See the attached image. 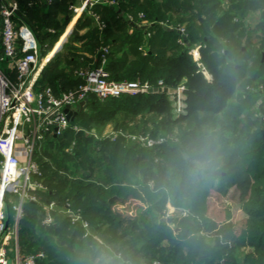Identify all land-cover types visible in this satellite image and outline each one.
<instances>
[{
	"label": "trees",
	"instance_id": "1",
	"mask_svg": "<svg viewBox=\"0 0 264 264\" xmlns=\"http://www.w3.org/2000/svg\"><path fill=\"white\" fill-rule=\"evenodd\" d=\"M73 4L53 0L39 13L21 0L14 17L33 30L45 55L72 18ZM195 45L211 81L192 58ZM102 46L109 49L110 79L152 88L103 99L90 95L66 129L46 134L49 151L37 158V179L45 188L23 204L19 253L43 252L35 264H264V0H116L86 6L36 88L48 85L59 94L77 87L75 70L86 53ZM180 84L186 88L185 112L174 113L163 88ZM107 124L118 133L114 140L89 133L100 134ZM127 133L165 141L144 147ZM201 148L211 152L214 164L192 181L186 156ZM232 187L239 190L245 217L240 228L229 222L218 236L207 199L211 190L224 197ZM127 201L138 203L134 213L115 209ZM168 204L184 211L170 222L164 218ZM66 209L86 225L72 222ZM5 211L9 228L14 211L8 200ZM47 212L52 221L44 223Z\"/></svg>",
	"mask_w": 264,
	"mask_h": 264
},
{
	"label": "built area",
	"instance_id": "2",
	"mask_svg": "<svg viewBox=\"0 0 264 264\" xmlns=\"http://www.w3.org/2000/svg\"><path fill=\"white\" fill-rule=\"evenodd\" d=\"M41 0H28L32 6ZM105 2L116 4V0H87L88 5ZM86 5V4H85ZM74 14H79L84 6L70 5ZM17 12L16 3L4 4L0 7L2 24L1 45L2 54L0 62L6 63L14 72L16 80L12 82L8 75L0 68V264H9L12 254L14 264H35L43 257V252L37 251L30 254H20L17 244L9 248L12 232H7L5 221L7 219L5 204L11 200L14 211L15 235L18 220L22 215L23 204L32 200L36 195L32 190L44 189L43 183L37 179L41 176V169L32 160L36 140L43 137V133L54 136L66 129L70 120L64 111L66 107L75 110V106L90 95L100 99L106 97H119L121 95H134L147 92L152 87L139 81H116L110 79L109 72L105 69L108 46L97 50L98 64L93 67L79 68L75 75L81 80L77 87L54 94L50 86L36 89V83L46 63L45 56H41L38 40L33 30L25 23H16L14 16ZM140 16H142L140 14ZM101 28L103 24L97 20ZM180 30V28H177ZM182 33L183 30H180ZM199 46L191 49L193 60L196 61L199 71L208 76L207 69L199 62ZM45 61V62H44ZM161 85L162 81H158ZM169 100L172 101L175 113L183 112L185 107L184 86L167 89ZM73 129L78 130L77 126ZM96 138L109 137L114 140L117 132H110L103 136L92 130L89 132ZM132 142L144 147H154L165 141L164 137L152 138L148 134L125 135ZM8 194H16L17 198ZM53 203L47 208L52 209ZM65 212L71 221L82 220L79 214L66 209ZM52 221L47 212L44 223ZM13 234V233H12ZM149 264V263H144ZM150 264H160L153 262Z\"/></svg>",
	"mask_w": 264,
	"mask_h": 264
},
{
	"label": "rangeland",
	"instance_id": "3",
	"mask_svg": "<svg viewBox=\"0 0 264 264\" xmlns=\"http://www.w3.org/2000/svg\"><path fill=\"white\" fill-rule=\"evenodd\" d=\"M183 27H184L183 25H179L177 28H180V30L184 31ZM195 46H199V45H195ZM195 46H193L191 49H194ZM191 49H190V52H191V55H192ZM198 52H199V49H198ZM262 53H264V52H262ZM192 58H193V56H192ZM4 66L5 65L2 62H0V68L4 69ZM202 75L204 76V78L206 80L211 81L212 77H211V74L209 72H208V76L205 75L204 73H202ZM10 80L12 82H15L16 77H15L14 80H12V79H10ZM180 85H182V84H180ZM185 89L186 88L184 87V91H185ZM263 98L261 97V98L257 99L256 104L254 105L253 109L257 108L258 103L261 102V100H263ZM170 102L172 103V101H170ZM183 112H185V107L183 109ZM112 131L115 132L113 130V128H112V125L111 124H107L102 129V132L100 133V135L105 136V135H107L108 133H110ZM46 134L47 133H43V137L40 140H36L35 141L34 150H33V154H32V160L35 161L38 164V166H39V162H38L37 158H45L44 154L49 151V147L47 145V141L44 139ZM127 134H134V133H127ZM187 184L188 183L186 182V179L184 178L183 179V186H184L183 189H185ZM32 191H34V190H32ZM8 196H13V199L17 198L16 194H8ZM207 200H208V215L218 222L217 228L213 232L215 235H218V236L221 235L222 234V232H221L222 229H224L225 226L229 222L233 223L235 229L240 228V226L243 223V220H244L245 216H244V214H243V212H242V210L240 208L241 199L239 198V190L238 189H236L235 187H232L228 191L227 195L224 196V197L220 196L214 190H211L210 191V195H209ZM9 203H10V206H11L13 201L10 200ZM137 204L138 203H136L135 201H127L125 204H116L115 205V209L120 211V212H122V213H124V214L134 213ZM11 212H13V211H11ZM183 212L184 211L182 209H178V208L172 207L170 204H168L167 205L166 216L164 218H171V216L179 215V214H181ZM64 214H67V213L64 212ZM11 218L12 219H11V223L9 225V230H11V232L13 233V234L11 233V237H12L14 235V233H15V227H14V221L15 220L13 219V217H11ZM226 219H228L229 221L226 220ZM9 245H10L9 248L12 250V247L14 245L13 237L10 239ZM9 264H14L12 254L9 256Z\"/></svg>",
	"mask_w": 264,
	"mask_h": 264
},
{
	"label": "crops",
	"instance_id": "4",
	"mask_svg": "<svg viewBox=\"0 0 264 264\" xmlns=\"http://www.w3.org/2000/svg\"><path fill=\"white\" fill-rule=\"evenodd\" d=\"M21 0H0V7L2 6V5H4V4H8V3H16L17 4V10H18V6H19V2H20ZM51 2H53V0H41V1H39V2H37L35 5H34V8H37L38 9V11H39V13H43L44 12V10H45V7L49 4V3H51ZM87 2V0H74V6H84V9L86 8V6H90V5H88V3H86ZM86 4V5H85ZM83 9V10H84ZM82 10V11H83ZM82 13V12H81ZM81 13H79V14H73V16H72V18L70 19V21H69V23L67 24V26H66V28H65V30L63 31V33L61 34V36L59 37V39L53 44V46L51 47V49L45 54V55H41V56H45V61H46V63H45V65L47 64V63H49L51 60V58H52V56L54 55V53L56 52V51H58L60 48H61V45L67 40V36L70 34V32L72 31V28H73V26H74V23H75V21L77 20V18L80 16V14ZM1 18V17H0ZM14 19H15V21H16V23H24L23 21H21V19L20 18H15L14 17ZM96 19V18H95ZM1 30H2V25H1V23H0V35H1ZM87 30V27H83L82 29H79V33L80 34H83L85 31ZM96 53H97V50L94 52V53H92V54H88V53H86V57H87V59H85V63L83 64V65H80L79 66V68H85V67H93V66H95L94 65V63L95 62H97L98 60H97V58H96ZM44 61V62H45ZM5 66H4V69H3V71H5V73L8 75V77L10 78V79H12V80H14L15 79V72L6 64V63H4V62H2ZM44 65V66H45ZM2 69V68H1ZM41 76V75H40ZM39 76V77H40ZM45 86H48V85H45ZM44 86V87H45ZM43 88V87H42ZM42 88H40V89H42ZM37 89V88H36ZM38 90V89H37ZM54 92V91H53ZM54 94H56V93H54ZM11 232V230H9V228L7 229V232ZM11 236V235H10ZM13 237V242H14V245L15 244H17V234L15 235H13L12 236ZM11 237V238H12ZM10 238V239H11ZM10 241V240H9ZM13 245V246H14Z\"/></svg>",
	"mask_w": 264,
	"mask_h": 264
},
{
	"label": "clouds",
	"instance_id": "5",
	"mask_svg": "<svg viewBox=\"0 0 264 264\" xmlns=\"http://www.w3.org/2000/svg\"><path fill=\"white\" fill-rule=\"evenodd\" d=\"M186 159L189 162L188 178L192 181L199 179L214 164V158L207 148L193 149Z\"/></svg>",
	"mask_w": 264,
	"mask_h": 264
},
{
	"label": "water",
	"instance_id": "6",
	"mask_svg": "<svg viewBox=\"0 0 264 264\" xmlns=\"http://www.w3.org/2000/svg\"><path fill=\"white\" fill-rule=\"evenodd\" d=\"M184 39H185V37H184ZM263 56H264V53H263ZM154 90H157V88H154ZM163 90L166 92V91H167V87H164ZM87 101H88V98H85V99H83L82 101H80V102L75 106V110H71L69 107H66V108L64 109V111L67 113V118H68L69 120H73L74 115H76L78 112L82 111V110L86 107ZM262 133H263V136H264V131H262ZM115 199H116V197L113 196V197H111V198L109 199V202H111V201H113V200H115ZM162 220H163V219H161V221H162ZM166 220H167V222H170V221H171V218H167ZM5 226H6V228H7V226H8V219H6V221H5Z\"/></svg>",
	"mask_w": 264,
	"mask_h": 264
}]
</instances>
